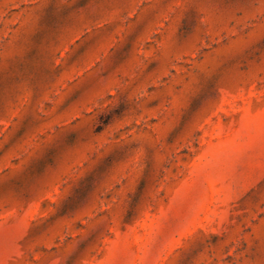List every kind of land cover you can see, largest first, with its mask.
<instances>
[{
  "label": "rangeland",
  "instance_id": "374dc122",
  "mask_svg": "<svg viewBox=\"0 0 264 264\" xmlns=\"http://www.w3.org/2000/svg\"><path fill=\"white\" fill-rule=\"evenodd\" d=\"M0 264H264V0H0Z\"/></svg>",
  "mask_w": 264,
  "mask_h": 264
}]
</instances>
